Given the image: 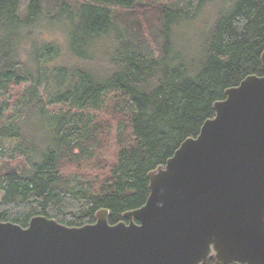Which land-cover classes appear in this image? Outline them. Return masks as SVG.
I'll return each mask as SVG.
<instances>
[{
	"label": "trees",
	"instance_id": "obj_1",
	"mask_svg": "<svg viewBox=\"0 0 264 264\" xmlns=\"http://www.w3.org/2000/svg\"><path fill=\"white\" fill-rule=\"evenodd\" d=\"M213 1L0 0V141L16 144L13 150L28 162L0 169V221L25 228L42 215L81 227L107 209L108 222L116 224L145 204L147 173L198 135L226 89L264 76V0H223L227 9L217 5L195 47H177L182 35L175 29L195 23ZM115 11L133 17L121 25ZM46 26L61 29L75 64L65 62L59 44L42 40ZM22 83L28 85L17 115L4 123L5 89ZM109 91L123 96L121 112L129 114L134 142L121 149L95 190L60 168L91 153L93 126H78L76 111L98 108ZM50 105L67 109L52 114ZM202 264L217 262L212 257Z\"/></svg>",
	"mask_w": 264,
	"mask_h": 264
},
{
	"label": "water",
	"instance_id": "obj_2",
	"mask_svg": "<svg viewBox=\"0 0 264 264\" xmlns=\"http://www.w3.org/2000/svg\"><path fill=\"white\" fill-rule=\"evenodd\" d=\"M224 94L198 135L147 173L143 206L116 224L107 209L81 227L0 221V264H264V76Z\"/></svg>",
	"mask_w": 264,
	"mask_h": 264
},
{
	"label": "rangeland",
	"instance_id": "obj_3",
	"mask_svg": "<svg viewBox=\"0 0 264 264\" xmlns=\"http://www.w3.org/2000/svg\"><path fill=\"white\" fill-rule=\"evenodd\" d=\"M145 1L147 4L151 2V0ZM174 1L175 0H163L164 3ZM227 2L228 1L214 0L205 7V10L200 15H198L199 17L195 23H192L190 26H185L183 23L181 27L175 29L178 35H182L181 38L179 37L176 40L178 43L177 47L193 49L196 41L200 40L203 31H206L205 25L207 26V24L211 23L215 18L219 9L217 5L221 4L227 9ZM221 5L219 7H221ZM115 13L116 16L122 17L121 22H119L121 25L123 24V19L131 21L133 17L132 15H129L130 13L128 12L115 11ZM138 16L142 30L146 31V25L142 15L138 14ZM40 32L42 40L53 41L62 47V55L66 63L75 64V62H77L68 54L64 33L59 27L46 26L45 28H42ZM101 63L104 67H107L106 62L103 61V59L101 60ZM27 85L28 84L26 83L9 85L8 88L5 89V101L9 103V108L4 112V123H6L12 115H17L15 108L20 106L22 102V94ZM122 100L123 96L121 93L109 91L102 96L101 104L98 108L89 107L76 111L79 114L78 118L82 121L77 122L78 126H81L86 121H90V126H93L95 135L89 139V144L92 145L90 154H88L89 152L86 154L81 153L78 159H74L72 162L63 163L60 168L63 176L66 178L71 177L72 179L79 178L82 183L90 185L95 190H97L100 184L108 178L110 170L121 149L128 146L132 141L134 142V138L131 134L129 114L124 111L121 112L123 105ZM66 109L67 106L60 105H50L47 107V110L52 114L60 113ZM13 145L16 144L0 141L1 170L12 167H28L27 158L21 155V152L15 149L13 150ZM76 153H79V150H77Z\"/></svg>",
	"mask_w": 264,
	"mask_h": 264
}]
</instances>
